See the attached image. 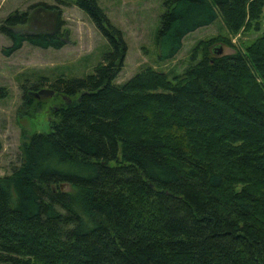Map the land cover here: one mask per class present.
I'll return each instance as SVG.
<instances>
[{
  "label": "trees",
  "instance_id": "trees-1",
  "mask_svg": "<svg viewBox=\"0 0 264 264\" xmlns=\"http://www.w3.org/2000/svg\"><path fill=\"white\" fill-rule=\"evenodd\" d=\"M74 4L111 51L91 75L47 86L63 97L50 130L0 176V264H264V34L230 55L200 41L173 81L145 68L117 85L121 32L95 0ZM163 5L156 41L169 61L218 18L232 33L257 27L264 0ZM26 23L14 12L0 25L5 55L65 45L60 20L52 32L14 29ZM41 87L23 84L22 98Z\"/></svg>",
  "mask_w": 264,
  "mask_h": 264
},
{
  "label": "rangeland",
  "instance_id": "rangeland-1",
  "mask_svg": "<svg viewBox=\"0 0 264 264\" xmlns=\"http://www.w3.org/2000/svg\"><path fill=\"white\" fill-rule=\"evenodd\" d=\"M109 22L118 29L126 44L122 68L114 83L121 85L134 75L151 68L167 75L170 81L181 77L186 68L201 57L200 41L216 40L209 46L221 49L217 55L245 52L264 34V6L259 25L246 27L237 33L228 30L218 18L212 25L187 35L179 53L169 61L158 59L156 36L164 12L165 0H95ZM75 0H0V25L9 14L27 13V23L14 29L24 32H52L58 21L65 45L58 49H39L28 44L7 56L11 45L0 34V88L6 89V97L0 98V176L10 174L20 161L21 149L35 133H47L55 120L54 111L63 104V97L52 96L37 99L35 92L22 98L23 84L43 83L41 89L55 79H83L93 73L103 56L111 51L106 38L97 30L91 19L74 4ZM199 47L193 62V51ZM42 108L36 112V103Z\"/></svg>",
  "mask_w": 264,
  "mask_h": 264
},
{
  "label": "water",
  "instance_id": "water-1",
  "mask_svg": "<svg viewBox=\"0 0 264 264\" xmlns=\"http://www.w3.org/2000/svg\"><path fill=\"white\" fill-rule=\"evenodd\" d=\"M216 53L217 54H220L221 53V49H217L216 50ZM86 93V92H85ZM85 93H83V94H85ZM34 96H35V98H37V99H40V98H47V97H52V96H54V92H53V90H51V89H41V90H39V91H37V92H35L34 93ZM65 99V98H64ZM69 100H67V102H68ZM62 188H64L63 186H61Z\"/></svg>",
  "mask_w": 264,
  "mask_h": 264
}]
</instances>
